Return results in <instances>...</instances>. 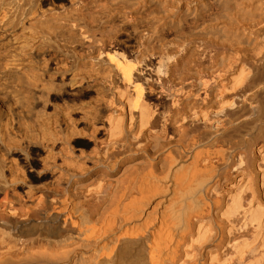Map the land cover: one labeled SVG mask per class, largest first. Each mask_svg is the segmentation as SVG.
<instances>
[{
	"label": "bare ground",
	"instance_id": "bare-ground-1",
	"mask_svg": "<svg viewBox=\"0 0 264 264\" xmlns=\"http://www.w3.org/2000/svg\"><path fill=\"white\" fill-rule=\"evenodd\" d=\"M0 264H264V0H0Z\"/></svg>",
	"mask_w": 264,
	"mask_h": 264
},
{
	"label": "rangeland",
	"instance_id": "rangeland-1",
	"mask_svg": "<svg viewBox=\"0 0 264 264\" xmlns=\"http://www.w3.org/2000/svg\"><path fill=\"white\" fill-rule=\"evenodd\" d=\"M145 92H146V93H148V92L154 93V90H151V91H150V90L147 89V90H145Z\"/></svg>",
	"mask_w": 264,
	"mask_h": 264
}]
</instances>
